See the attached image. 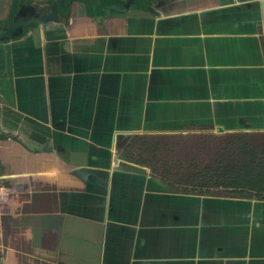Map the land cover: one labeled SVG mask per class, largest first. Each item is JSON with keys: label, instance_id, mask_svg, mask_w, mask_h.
Listing matches in <instances>:
<instances>
[{"label": "crops", "instance_id": "1", "mask_svg": "<svg viewBox=\"0 0 264 264\" xmlns=\"http://www.w3.org/2000/svg\"><path fill=\"white\" fill-rule=\"evenodd\" d=\"M125 1L0 40V264H264V0ZM206 133L237 154L203 192L127 155ZM245 159V190L216 182Z\"/></svg>", "mask_w": 264, "mask_h": 264}, {"label": "rangeland", "instance_id": "2", "mask_svg": "<svg viewBox=\"0 0 264 264\" xmlns=\"http://www.w3.org/2000/svg\"><path fill=\"white\" fill-rule=\"evenodd\" d=\"M16 3L21 4L22 0H14ZM36 0H33V2ZM90 1V0H89ZM94 3L89 2L90 8L96 10L100 8L102 0H94ZM13 2V4L15 3ZM110 0H103L102 3H108ZM15 3V4H16ZM13 4L11 6H13ZM14 4V5H15ZM36 6L38 13H43L44 8H49L48 3H35L31 4ZM22 5L19 6V8ZM12 22L11 14L8 15V18H3L0 21V26L8 25ZM246 141L245 136H239V138ZM163 139V140H162ZM227 137L218 136L215 133H206V135H194L193 138L187 134H175L171 136H166L164 138H158L156 140L152 139V142L156 141L159 143V151L152 154L142 155L140 152L128 151L127 155H135L134 158L139 156L142 159L148 160V164H143L145 167H148L149 171L153 174H156L158 178L166 177V181L171 183L175 188L185 191V190H195V191H205L204 180L200 177V173H203L206 169H214L215 165L213 164L216 160L219 159H228L231 155L232 149L228 146ZM138 145V144H135ZM234 152L237 154V149H234ZM125 153H123L124 155ZM156 155L157 159H154ZM126 156V154H125ZM239 157H242V154L238 153ZM128 157V156H126ZM153 157V158H152ZM132 160L130 157L127 158L129 161ZM165 165L169 168L170 176L163 174ZM206 171V172H207ZM213 181V180H212ZM189 184V185H187ZM173 187V188H174ZM227 190L223 188L214 189L213 192L225 193ZM3 256V253H0Z\"/></svg>", "mask_w": 264, "mask_h": 264}, {"label": "trees", "instance_id": "3", "mask_svg": "<svg viewBox=\"0 0 264 264\" xmlns=\"http://www.w3.org/2000/svg\"><path fill=\"white\" fill-rule=\"evenodd\" d=\"M72 1L73 0H60L57 2L53 1V3H51V4L57 5L58 11L61 13V15L65 14V18L69 19L70 18V7H71ZM85 2H86L87 10H88L89 14H91V15L100 14L101 12H103V9L107 8L110 5V3H102L101 2L100 8H97L96 10H94V9L90 8V4H89L88 0H85ZM14 4H13V6L11 8V12H10L12 21L14 20V17L16 16L17 12L20 9L19 8L20 4H18V3H16L15 5ZM136 4L138 6H141L142 8H145V9H149V7L151 5L149 0H137ZM31 26L32 25L24 26L22 32L16 36H14L13 38H20L25 32H27L29 30V28ZM135 144H138L142 151H153V153H156L160 150L159 146H158L159 143H156V141H154V143L149 142V139L146 135H135L133 137H130L129 138V144H127L126 148L129 151H131V150H133L132 148H133V146H135ZM137 158H139L138 160L140 162L146 161L145 159H142L139 156H137ZM154 159L155 160L157 159L156 155H154ZM207 170H209V169H206L205 172ZM210 170L213 171L214 169H210ZM216 171H217L216 172L217 174L220 171V174L218 176L221 177V179L220 180L218 179L216 182H218L223 187L235 188V189L241 188L240 189L241 191L245 190L247 188L248 180H247V162H246V159L237 165H223V167L217 169ZM228 173H231L232 178L224 179L223 176H227ZM163 174L166 176H170L169 168L167 165H165V167H164ZM198 175H200L201 178L205 177V176H203L204 174H202V173H200ZM222 178H223V180H222ZM204 182H206V181L204 180ZM208 182H210V181H208Z\"/></svg>", "mask_w": 264, "mask_h": 264}, {"label": "water", "instance_id": "4", "mask_svg": "<svg viewBox=\"0 0 264 264\" xmlns=\"http://www.w3.org/2000/svg\"><path fill=\"white\" fill-rule=\"evenodd\" d=\"M131 1L132 0H127L121 4H113L110 7L119 11H126L129 9ZM28 8L29 6L22 5L11 24L0 26V40L13 38L22 32L24 26L32 24L33 22L45 23L50 19L57 18L58 11L55 6H53L52 13H46L44 15L36 14L34 16L26 17L25 11Z\"/></svg>", "mask_w": 264, "mask_h": 264}, {"label": "flooded vegetation", "instance_id": "5", "mask_svg": "<svg viewBox=\"0 0 264 264\" xmlns=\"http://www.w3.org/2000/svg\"><path fill=\"white\" fill-rule=\"evenodd\" d=\"M53 6H55L56 7V9H57V11H58V8H57V5H54V4H50L49 5V8H44L45 9V11L43 12V13H38V11H36L35 9H31V7H29L28 9H26V11H25V15H26V17H30V16H34V15H36V14H39V15H44V14H46V13H52V11H53ZM56 19V18H55ZM55 19H50V20H55ZM50 20H48V21H50ZM47 21V22H48ZM12 23V22H11ZM10 23V24H11ZM36 23H38V22H33L32 24H29V25H33V24H36ZM46 23V22H45ZM2 26H7V25H2ZM9 137H11V135L10 134H8V133H5L4 131H2V128H1V124H0V139H7V138H9ZM0 164H1V162H0ZM2 168V164L0 165V169Z\"/></svg>", "mask_w": 264, "mask_h": 264}]
</instances>
